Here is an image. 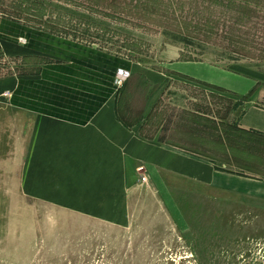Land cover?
<instances>
[{"label": "rangeland", "instance_id": "rangeland-1", "mask_svg": "<svg viewBox=\"0 0 264 264\" xmlns=\"http://www.w3.org/2000/svg\"><path fill=\"white\" fill-rule=\"evenodd\" d=\"M4 21L129 62L137 75H171L166 65L178 48V60H211L255 75L261 82L253 102L264 107V0H0ZM8 52L0 48V79L25 76L38 63L26 50ZM162 81L132 84L124 114L134 117L158 99L145 135L242 175L222 163L228 157L215 138L238 127L230 116L236 99L186 80ZM172 93L180 108L170 104ZM7 96L0 104V264H264L262 197L157 174L140 177L117 222L29 199L28 127Z\"/></svg>", "mask_w": 264, "mask_h": 264}, {"label": "crops", "instance_id": "crops-1", "mask_svg": "<svg viewBox=\"0 0 264 264\" xmlns=\"http://www.w3.org/2000/svg\"><path fill=\"white\" fill-rule=\"evenodd\" d=\"M3 46L15 56L26 50L38 61L25 76L0 79V104L8 94L5 102L25 116L28 127L23 190L29 199L94 219L121 221L141 183L140 167L150 180L165 174L264 198V180L220 170L207 157L145 135L158 99L137 118L124 114L132 84L186 80L230 93L236 101L251 95L250 101L234 108L231 120L245 131L264 134V107L253 102L261 81L252 73L211 60H178L176 48V58L166 65L171 75L146 71L137 75L129 62L5 21L0 23ZM120 71L130 77L117 88ZM177 96L170 94V104L180 108Z\"/></svg>", "mask_w": 264, "mask_h": 264}, {"label": "trees", "instance_id": "trees-1", "mask_svg": "<svg viewBox=\"0 0 264 264\" xmlns=\"http://www.w3.org/2000/svg\"><path fill=\"white\" fill-rule=\"evenodd\" d=\"M217 91L218 92L214 91L215 93L213 94H225V96L228 95L233 98L230 93H225L222 90ZM250 98L251 95L240 98L238 101H236V105L230 111L232 112L234 108H238L245 102H248ZM231 112L229 113L231 114ZM215 138L222 144L223 151L226 157H228L226 161H222L223 164L238 168L239 171H242L240 172L242 175L250 173L253 175L264 176V134L254 131H245L237 127L234 132H225L224 135H217ZM181 148L194 154L203 156L202 154L191 149L183 147ZM217 168L222 170L218 166Z\"/></svg>", "mask_w": 264, "mask_h": 264}, {"label": "built area", "instance_id": "built-area-1", "mask_svg": "<svg viewBox=\"0 0 264 264\" xmlns=\"http://www.w3.org/2000/svg\"><path fill=\"white\" fill-rule=\"evenodd\" d=\"M130 77V73H120V75L118 76V78H117V83L120 85V86H122L123 85V83H124V81L127 79V78H129ZM138 172L140 173V175H141V178H142V180L145 182V181H147V176L145 175V168L144 167H140L139 169H138Z\"/></svg>", "mask_w": 264, "mask_h": 264}]
</instances>
